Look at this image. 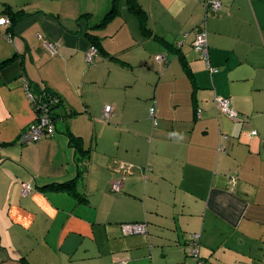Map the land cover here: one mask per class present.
I'll list each match as a JSON object with an SVG mask.
<instances>
[{
    "label": "crops",
    "instance_id": "crops-1",
    "mask_svg": "<svg viewBox=\"0 0 264 264\" xmlns=\"http://www.w3.org/2000/svg\"><path fill=\"white\" fill-rule=\"evenodd\" d=\"M127 1L103 28L111 0H0V264H198L194 236L205 264H264V0H220L217 14L137 0L151 35ZM8 8L23 11L12 28ZM202 23L208 62L194 48ZM87 28L107 50L92 65ZM26 83L77 114L31 145L19 143L35 115ZM67 182L75 195L44 190ZM133 222L147 232L124 235Z\"/></svg>",
    "mask_w": 264,
    "mask_h": 264
},
{
    "label": "built area",
    "instance_id": "built-area-1",
    "mask_svg": "<svg viewBox=\"0 0 264 264\" xmlns=\"http://www.w3.org/2000/svg\"><path fill=\"white\" fill-rule=\"evenodd\" d=\"M207 6L212 13H217L222 9V3L219 0H208ZM5 25H9L11 22L9 19L2 20ZM186 38V37H185ZM183 39L179 42V45L183 44ZM194 48L199 53L201 59L208 62L209 60V43H208V33L206 29L205 23H202L198 26L195 33L194 39ZM98 50L97 48H90L89 52L87 53L86 60L89 63H92L95 58L98 57ZM159 61H165L167 59L166 54H160L158 56ZM213 71H217L213 69ZM25 88L27 90V94L29 100L34 105L35 108H39L38 112L36 113V120L22 132L19 142L21 144H32L33 142L39 141L41 138L45 136H52L54 131L56 130V121L55 116L53 115V110L51 109V102L47 104L39 103L35 99V96L32 95L28 88V84L26 83ZM217 107L221 112L225 115L230 117L231 119H236L238 117V113L232 108V100L230 98L218 97L216 99ZM34 108V109H35ZM36 110V109H35ZM113 106L108 105L104 109V113L102 119L105 121L110 120L111 115L113 113ZM150 117L153 119L154 125H158V121L156 119V109L153 107L150 110ZM132 171V168L127 165H122L118 168L119 173L128 174ZM122 182L115 181L111 186V191L115 194L120 193L122 189ZM33 192V186L31 184L23 185L22 195L29 196ZM122 231L126 235H136V234H143L147 231L146 224H139V223H126L122 225ZM189 250L191 255L197 259L198 264L200 262V245H199V236H194L192 241L189 245Z\"/></svg>",
    "mask_w": 264,
    "mask_h": 264
},
{
    "label": "trees",
    "instance_id": "trees-1",
    "mask_svg": "<svg viewBox=\"0 0 264 264\" xmlns=\"http://www.w3.org/2000/svg\"><path fill=\"white\" fill-rule=\"evenodd\" d=\"M204 1V3H205V5H206V7H207V11H208V13H212L210 10H209V7L207 6V1L208 0H203ZM220 1V0H219ZM118 2H119V0H111V3H112V9H111V11H110V13L107 15V17L103 20V22L101 23V24H99L97 27H103V26H105L108 22H109V20L114 16V14H116V12H117V10H118ZM221 2V1H220ZM222 3V2H221ZM127 4H128V8H129V10L131 11V12H133L134 14H136L137 16H138V18H139V21H140V24H141V26H142V28H143V30L146 32L147 31V34H149V35H151V29L150 28H148V15H147V13L145 12V10L140 6V4L137 2V0H128L127 1ZM222 5H223V3H222ZM221 10H223V6H222V9ZM220 10V11H221ZM219 11V12H220ZM6 12H7V14H8V16H9V18H7V19H9L10 20V24L8 25V26H10L9 28H12L13 26H15V24H17L19 21H20V19L23 17V11H14V10H11L10 8H8V9H6ZM219 12H217V13H219ZM217 13H212V14H217ZM104 28V27H103ZM95 28H87V30H86V35L88 36V38H89V40L91 41V48H97V50H98V57L97 58H95V60L92 62V63H89L88 62V64L89 65H92V64H94L96 61H97V59L100 57V56H105V55H107V50H106V48L104 47V44H103V41H102V38L99 36V35H97L96 33H94V32H92V30H94ZM162 40V39H161ZM165 42V41H164ZM174 45V44H173ZM173 45H171L172 47H174ZM176 50V49H175ZM199 54V53H198ZM87 57V56H86ZM200 57V56H199ZM13 59V58H12ZM11 60V59H10ZM203 60V59H202ZM205 61V60H204ZM6 62H9V61H6ZM28 84V88H29V90H30V92L29 93H31L32 95H34L35 96V99L38 101V105H39V103H40V101H41V103H43L44 105L45 104H47L48 102L50 103L51 102V104H52V106H51V109L53 110V115L56 117L55 118V121H56V130L54 131V133L52 134V136H45V137H43V138H48V137H53L55 134H56V132H57V122L59 121V120H67L68 118H72L74 115H77L76 113H71L70 111H69V109L68 108H66L65 106H63V100H62V98L61 97H59L57 94H55V93H53L49 88H39V89H37V91H34L33 90V88H32V86L29 84V83H27ZM35 93H34V92ZM32 105V104H31ZM155 108L156 109V106H152L151 108ZM34 107V105H33V110H34V113H35V115H34V119H33V121L30 123V125L36 120V113L38 112V110H39V108L37 109V108H35ZM151 108H150V110H151ZM232 108L234 109V107H233V104H232ZM150 110H149V112H150ZM235 110V109H234ZM156 111H157V109H156ZM236 111V110H235ZM237 112V111H236ZM238 113V112H237ZM238 115H239V113H238ZM103 116V115H102ZM151 118V117H150ZM230 118V117H229ZM156 119H157V121H158V118H157V115H156ZM231 119V118H230ZM238 119V117L236 118V119H232V120H237ZM109 121V120H108ZM29 125V126H30ZM28 126V127H29ZM27 127V128H28ZM26 128V129H27ZM25 129V130H26ZM22 134V133H21ZM21 134H20V136H21ZM254 134H256V132L254 131ZM20 138V137H19ZM43 138H41L40 140H42ZM39 140V141H40ZM70 140H71V143H74L75 144V147L77 148V150L79 149V143H81V141L79 140V138H77V137H74L73 135L70 137ZM39 141H36V142H33L32 144H35V143H37V142H39ZM20 143V142H19ZM21 144V143H20ZM22 145H31V144H22ZM80 157V156H79ZM149 171H151V169L150 168H147V169H145L144 170V172L147 174V172H149ZM123 175L125 176V174L123 173ZM127 175V174H126ZM33 186V185H32ZM111 186H112V184H111ZM76 188V184L75 183H73V182H67V183H54V184H51V185H48V186H46L45 187V189L44 190H46V189H50V190H55V191H67V192H69V193H71V194H73V195H75V189ZM35 190V188H34V186H33V191ZM110 190H111V187H110ZM121 191H122V189H121ZM112 192V191H111ZM113 193V192H112ZM121 193V192H120ZM115 194V193H114ZM117 194H119V193H117ZM134 223V222H133ZM135 223H139V224H146V223H144V222H135ZM123 224H126V223H122L121 224V227H122V225ZM146 227H147V225H146ZM148 230V229H147ZM147 232V231H146ZM124 235H126V234H124ZM190 243H191V241L189 242V243H187L186 245H185V247H187V254H188V256H190V257H193L192 255H191V253H190V250H189V245H190ZM201 246V245H200ZM201 253V252H200ZM200 262H201V264H205L204 263V261H203V259H202V257H201V255H200ZM122 264H126V263H122Z\"/></svg>",
    "mask_w": 264,
    "mask_h": 264
}]
</instances>
